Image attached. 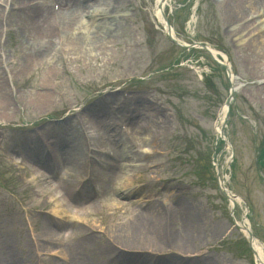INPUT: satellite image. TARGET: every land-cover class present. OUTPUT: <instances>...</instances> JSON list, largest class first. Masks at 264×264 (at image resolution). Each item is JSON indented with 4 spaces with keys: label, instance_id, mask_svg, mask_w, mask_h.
I'll return each instance as SVG.
<instances>
[{
    "label": "rangeland",
    "instance_id": "1",
    "mask_svg": "<svg viewBox=\"0 0 264 264\" xmlns=\"http://www.w3.org/2000/svg\"><path fill=\"white\" fill-rule=\"evenodd\" d=\"M99 1L110 5L111 13L102 8L95 11ZM183 1L168 0L166 8L176 37L184 44L193 39L208 43L213 52L228 56L238 76L235 110L225 132L229 147L217 146V119L230 85L226 72L214 67L208 53H200L198 59L191 56L151 83L130 84L132 78L150 74L179 53L154 19L156 0L87 1L89 8L76 16V25L62 24L70 29L59 28V35L56 26L61 24L54 15L66 14L65 8L76 0H0V143L11 154L25 151L29 162L21 165L16 154L0 152V263L63 264L66 259L67 264H125L130 257L135 264L144 260L142 264L159 260L163 264H256L245 233L234 225L230 203L224 200L216 176L246 202L247 208L238 200L235 219L239 224L246 219L264 252V169L260 166L264 67L242 62L244 39L233 36L236 24L225 28L221 0H195L197 22L192 25L186 12L191 0ZM27 6L32 9L22 10ZM116 24L120 28L112 40L97 38L98 25L113 29ZM256 26L262 32L264 22ZM78 36L88 49L74 46ZM48 50L50 63L46 58L32 64L21 61L25 52L44 55L46 51L47 55ZM137 95L144 96L150 108H140L142 115L125 128L123 112L136 114V105L130 102L137 101ZM37 129L54 152V139L68 130L65 141L77 148L80 169L66 163V169L55 173L48 164L47 148L41 141V148L35 147ZM113 135L128 138L134 150H144L143 154L134 151L143 159L123 161L124 149L132 151L131 146L101 142ZM87 147L111 154V160L103 161L93 152L107 165L121 155L124 169L119 179L125 170L127 174L122 185L114 180L113 193L126 195L119 199L124 205L112 195L94 199L92 191L89 201L73 203L71 193L86 175ZM91 167L94 174L103 173L95 162ZM168 211L174 232L183 233L190 221L186 252L172 245L155 251L145 244H113L114 236L135 233L131 225L135 216L150 219Z\"/></svg>",
    "mask_w": 264,
    "mask_h": 264
},
{
    "label": "bare ground",
    "instance_id": "2",
    "mask_svg": "<svg viewBox=\"0 0 264 264\" xmlns=\"http://www.w3.org/2000/svg\"><path fill=\"white\" fill-rule=\"evenodd\" d=\"M30 1V0H27ZM92 1V0H76L75 4H72V6L70 8H65L66 10V14H62L60 15L58 18L61 21L60 24L61 26H56L57 30H58V35L61 34V31H68L72 26L76 25V20L77 19V15H81L83 13L86 12V10L89 8L90 3L88 2ZM163 3V0H160ZM71 2V0H69V3ZM84 2L87 3V5L84 4ZM119 2V0H118ZM114 7V6H113ZM112 7V8H113ZM221 7L223 9V12L225 14V28L229 29L230 26L236 24L237 29H236V34L233 33L234 29H230L231 31L228 30V33L230 35L236 36L238 38V40H243L242 44L243 45V49L245 52L246 57H244L243 61L244 63H248L249 65L252 66H257V67H264V29H262V32L259 31V26H256V23H258L259 21L264 22V0H222L221 1ZM93 8H96L95 11H97L99 8H102V12H107V13H111L109 10L110 9V5L107 6L106 5H100V1L97 2V4H95L93 6ZM98 8V9H97ZM32 7L31 6H27L24 7L22 10H31ZM101 12V13H102ZM76 13H80V14H76ZM159 13V9H157L155 11V14ZM89 14V13H88ZM91 17L93 15H90ZM48 18V17H47ZM156 18V16H155ZM250 18V19H249ZM75 20V21H74ZM69 26L70 28H65V26ZM192 23V22H191ZM98 31H96V36L97 38L99 37L100 41H110L112 40V37L115 36L113 35L114 32L118 31L120 28V25L116 24L114 25L113 29H111V27H107L106 25H98L97 26ZM61 28V31L60 29ZM233 33V34H232ZM83 37L82 36H78L75 37L73 39V44L76 47H80L81 49H88L89 47L87 45H85L83 43ZM49 46L48 49L51 48L52 45V41L49 42ZM99 45H102L101 43H99ZM198 50L200 51H205L207 50L205 47H197ZM209 50L212 51V48H208ZM43 51H36V52H30L28 51V53H23V56L21 57V61H23L22 63L24 64H32L34 61H42L44 58H46V63H50L48 58H49V50L48 53L46 55V51L43 55L42 53ZM214 55H216V53H213ZM227 63V61H226ZM234 85H236V81L234 80L233 82ZM261 90L264 91V85H261ZM141 97L140 95L134 96V98H138ZM144 102H146L144 100ZM123 106H125L124 102H122ZM148 106V105H147ZM220 123H222V121L225 119V113H226V108L225 106L222 108V110L220 111ZM125 112H123L122 116H125ZM116 136V135H113ZM111 136V139L112 137ZM86 137H89L88 135L85 136V141L84 144L87 146V142H86ZM68 138V131L67 130H62V134L60 135L59 138H57V143H59L61 145H57L59 149V153L60 156L57 159V162H63L60 166L63 169H66L65 165L67 163L70 165H73L77 170L80 169V158H79V154L77 152V148L74 146L72 147L68 141H65ZM122 140L121 142L124 144L125 148L130 145V141L128 140V138H124L121 137ZM108 139L107 140H103L101 141L102 143H106L107 145H109V143H114L117 145L118 140L117 139ZM56 143V141H55ZM68 143V144H67ZM38 147L37 149H39L40 144L37 142L36 146ZM88 151V147L86 149ZM126 150V152L123 154V158L124 160L127 159H137L138 156H136V154H134V152H132L131 150L128 149H124V151ZM92 151V150H91ZM38 151H36L37 153ZM35 153V154H36ZM84 153H85V149H84ZM101 156L103 161H107L109 159H111V154H108L105 151H101ZM143 153V151L141 152ZM86 154V153H85ZM62 155L65 157L63 158ZM117 154L115 153V156ZM94 162L96 161V164L100 166V168L103 171H107L109 174L103 176L102 178L97 177V176H93V180L95 183L96 187H100L102 189H106L108 187H111V185L113 184V179L118 178V181L116 184L122 185L123 181L125 179V174H127L125 171L123 172L124 176L120 177L119 179V173H121L124 169V165L122 163H120L119 159H116V161L114 162H109L108 165L106 164V162H101L102 160L96 156V154L94 153L93 159ZM133 161V160H132ZM87 166V162H85ZM69 166V165H68ZM84 166V167H85ZM125 182H129V180H126ZM109 183V184H108ZM107 186L105 188H103L101 185H106ZM109 192H111L110 190L105 191V194H108ZM72 194V199L74 200H78V197H75L74 195H78L76 193H71ZM81 194V193H79ZM83 200L88 198L87 194H82L81 195ZM126 197V195L121 196ZM118 204L120 205H124L122 202L117 201ZM163 217V218H162ZM170 212H165L164 215L162 216L159 215L158 213L156 214V216L154 214L151 215V218H145V216H143L142 214L135 216L134 220H132L131 225L133 227H135V233L132 236L129 237H122V236H114V238H112L113 240V244H117V245H121L122 242H126L129 243L131 245H135V246H140V245H149L152 246L153 250L154 248L155 251H166L168 250V248L171 247V245L173 247H175L177 250H181L186 252L187 249H189V245H188V241L187 236L189 235V222L184 224L183 227V233L182 232H174L173 230L170 229L169 227V223H170ZM193 230V231H192ZM191 230V235L192 237L195 236V231L194 228ZM253 248L254 251L258 254L259 259L257 264H264V252L262 251V247L259 245V243L257 242H253ZM127 249V248H125ZM140 250H142L140 248ZM124 257V256H123ZM122 257V258H123ZM142 257V256H139ZM136 261L133 258L128 257L127 261L125 262V264H135ZM144 261L138 262L139 264L144 263ZM10 264H16L13 260H10L9 262ZM0 264H4V263H0ZM158 264H163L162 260L158 261Z\"/></svg>",
    "mask_w": 264,
    "mask_h": 264
}]
</instances>
